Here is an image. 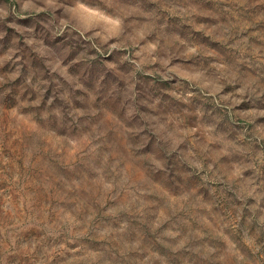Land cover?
Wrapping results in <instances>:
<instances>
[{"label": "rangeland", "instance_id": "374dc122", "mask_svg": "<svg viewBox=\"0 0 264 264\" xmlns=\"http://www.w3.org/2000/svg\"><path fill=\"white\" fill-rule=\"evenodd\" d=\"M0 264H264V0H0Z\"/></svg>", "mask_w": 264, "mask_h": 264}]
</instances>
